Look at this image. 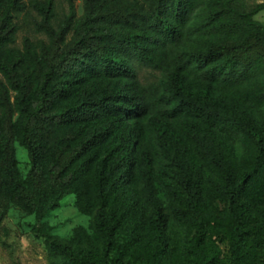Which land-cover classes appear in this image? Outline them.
Masks as SVG:
<instances>
[{"label":"trees","instance_id":"16d2710c","mask_svg":"<svg viewBox=\"0 0 264 264\" xmlns=\"http://www.w3.org/2000/svg\"><path fill=\"white\" fill-rule=\"evenodd\" d=\"M64 1L0 0V242L73 196L48 264H264V2Z\"/></svg>","mask_w":264,"mask_h":264},{"label":"rangeland","instance_id":"374dc122","mask_svg":"<svg viewBox=\"0 0 264 264\" xmlns=\"http://www.w3.org/2000/svg\"><path fill=\"white\" fill-rule=\"evenodd\" d=\"M263 2L264 0H245L247 8H253ZM55 4L59 14L67 11L64 0H55ZM74 10L76 16L81 14V0H74ZM254 19L264 23V11L255 15ZM24 34L31 35L23 31L19 34V38ZM155 77L156 73L150 69H142L138 74L142 84L153 83ZM14 149L17 169L20 176L24 178L29 168L26 151L16 143ZM216 207L217 210H222L224 205L219 203ZM3 224L10 234L7 239L0 242V264H48L43 234L48 233L66 242L78 226H82L88 233H91L92 219L80 214L74 207V197L67 196L61 201L58 209L44 216H28L11 207L7 211ZM204 240L209 246L219 251L221 262L228 261L227 235L223 231L211 224L204 229Z\"/></svg>","mask_w":264,"mask_h":264}]
</instances>
